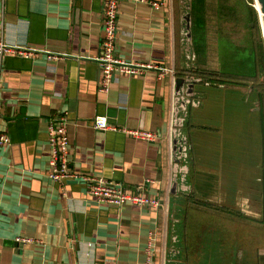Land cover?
<instances>
[{"label": "crops", "instance_id": "crops-1", "mask_svg": "<svg viewBox=\"0 0 264 264\" xmlns=\"http://www.w3.org/2000/svg\"><path fill=\"white\" fill-rule=\"evenodd\" d=\"M104 4L0 0V45L32 53L0 57V131L11 140L0 151V264H184L180 250L229 254L226 244L205 246L204 235L195 246L189 242L191 215L227 217L233 242L240 230L264 223V130L252 82L238 77L222 85L197 76L184 41L176 39L182 29L172 0L159 8L122 0L118 58L167 71L116 76L101 92L96 59ZM62 116L71 170L129 193L146 185L145 195L159 206H98L82 183L53 182L48 128ZM97 116L121 130L153 132L157 140L97 131ZM177 210L182 216L170 221ZM169 232L177 247H169ZM230 245L232 255H247L242 244Z\"/></svg>", "mask_w": 264, "mask_h": 264}, {"label": "rangeland", "instance_id": "rangeland-1", "mask_svg": "<svg viewBox=\"0 0 264 264\" xmlns=\"http://www.w3.org/2000/svg\"><path fill=\"white\" fill-rule=\"evenodd\" d=\"M172 5L174 13H179L176 14L178 29H182V36L179 32L176 39L184 41L183 46L188 58L190 57L188 63L198 69L203 82L215 80L222 85H229L230 82H241L238 77L248 78L244 81L252 82L254 93L261 95V98L257 97L258 102L254 103V107L261 111L264 129V67L261 68L262 64L264 66V60L260 57L259 48L263 43L264 53V39L255 0H172ZM249 8L255 10L254 18L247 15ZM260 68L263 70L262 74ZM193 74L191 71L189 75ZM252 78L253 80H250ZM253 102H256V99ZM177 213L178 210L173 212L170 221L182 216ZM210 213L202 210L196 217H189L186 229L189 242L195 246L197 237L204 235L205 246L211 243L214 248L219 243L226 244L224 247L229 254L199 256L201 252L196 248L197 256H188L187 250H180V253H183L181 258H186L184 264H264V246L261 250L256 249L264 245V223L258 225L254 222L251 232L240 230L238 239L233 242L232 234L228 230L231 225L224 221L228 218L219 213ZM262 219L264 221V216ZM233 220L234 218H231L230 222ZM173 226L170 222L169 228ZM250 234L254 235L255 240L248 238ZM175 235L176 233L169 232V247H177L174 244ZM232 243L242 244L247 250V255H232Z\"/></svg>", "mask_w": 264, "mask_h": 264}, {"label": "built area", "instance_id": "built-area-1", "mask_svg": "<svg viewBox=\"0 0 264 264\" xmlns=\"http://www.w3.org/2000/svg\"><path fill=\"white\" fill-rule=\"evenodd\" d=\"M122 0H105L103 9V38L102 50L97 57V64L100 69V87L101 92L106 93L113 83L116 76L135 77L142 75L149 70H159L160 75L166 73V69L154 63H133L119 59L117 56L118 41V16L119 3ZM134 3H144L152 8L164 6L165 0H127ZM6 54H16L20 57H31L32 53L8 49L0 45V57ZM1 72V64H0ZM2 84L0 81V91ZM68 122L65 116L60 117L56 122H52L48 128V145H49V178L55 183H65L68 181L80 182L85 185L86 194L93 199L98 206L122 207L126 203L139 207L155 208L159 206L156 199L149 198L145 195L146 185L137 188L135 193L127 192L124 187L116 182L109 181L105 178L83 177L70 169L69 151L70 143L67 135ZM94 129L97 131L114 130L123 132L125 135L134 139L143 140L153 143L157 140V134L145 132L142 130L118 129L111 127L106 116H97L94 120ZM11 146V140L7 133L0 131V151L5 147ZM146 184V183H145ZM18 241L31 242L28 239H18Z\"/></svg>", "mask_w": 264, "mask_h": 264}, {"label": "trees", "instance_id": "trees-1", "mask_svg": "<svg viewBox=\"0 0 264 264\" xmlns=\"http://www.w3.org/2000/svg\"><path fill=\"white\" fill-rule=\"evenodd\" d=\"M249 9H250V10H249V12L247 13V15H248L249 17H253V18H254V17H255V14H256V13H255V10L252 9V8H249ZM259 48H260V57L264 60L263 43L260 44ZM263 67H264V66H263V64H262V67H261V68L263 69ZM256 68H257V67H256ZM261 68H260V70H261L260 72H261V74H262V71H263V70H262ZM197 74H198V72H197ZM198 75L200 76L199 78L203 79V78H202V75H201L200 73H199ZM253 78H255V76H253ZM253 78L250 79V80H253ZM260 98H261V95H260ZM263 130H264V129H263ZM200 205H201V206H205V207H209V206H211V205L204 204V203H200Z\"/></svg>", "mask_w": 264, "mask_h": 264}, {"label": "water", "instance_id": "water-1", "mask_svg": "<svg viewBox=\"0 0 264 264\" xmlns=\"http://www.w3.org/2000/svg\"><path fill=\"white\" fill-rule=\"evenodd\" d=\"M256 4L259 6V16L261 21V26L263 30V39H264V0H255ZM179 84H182V80H179Z\"/></svg>", "mask_w": 264, "mask_h": 264}, {"label": "bare ground", "instance_id": "bare-ground-1", "mask_svg": "<svg viewBox=\"0 0 264 264\" xmlns=\"http://www.w3.org/2000/svg\"><path fill=\"white\" fill-rule=\"evenodd\" d=\"M255 6H256V10L259 12V6L257 4Z\"/></svg>", "mask_w": 264, "mask_h": 264}]
</instances>
